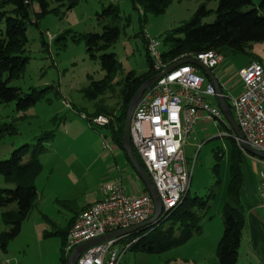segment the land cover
<instances>
[{"label": "rangeland", "instance_id": "1", "mask_svg": "<svg viewBox=\"0 0 264 264\" xmlns=\"http://www.w3.org/2000/svg\"><path fill=\"white\" fill-rule=\"evenodd\" d=\"M46 1L48 9L57 7L59 13L47 12L37 25L32 20L36 19L35 12L42 10V2L30 0L31 20L27 23L26 44L30 60L22 75L11 81L24 91L33 87L45 88L44 95L25 109H19L16 100L0 104V129L4 122L16 126V130L5 128L0 131V160L9 158L12 151L24 143L30 144L28 156L41 141L40 145L44 146L40 153L43 169L35 180L37 201L23 221L20 233L9 241L7 251L0 247V258L8 256L20 264H61L64 236L57 231L69 229L75 210L96 196L94 188L100 182L99 170L103 169L100 164L104 162L95 165L94 160L103 145L111 147L114 141L110 127L93 128L81 112L90 114L99 103L117 104L128 73L134 71L139 75L148 70L146 36L157 37L161 42L160 50L166 51L172 45V41L167 39L170 30L193 19L203 4L210 11L201 16V22H211L216 18L218 7V0H171L165 11H147L144 15L142 9L134 7L132 0ZM73 1L75 3L70 7ZM259 1L253 0L254 5ZM111 3L118 7V11L107 9ZM12 5L10 3L6 7L11 8ZM252 6L245 5L243 9ZM107 24L120 26L119 37L108 47L95 49L97 56H92V50L87 48L80 34L101 32ZM175 33L183 35L182 32ZM105 51L115 52L119 65L111 86L98 91L92 84L106 74L100 58ZM225 52L224 69L231 66L239 69L251 58L264 60V41L252 42L245 53H235L230 48ZM215 71L221 75L220 66ZM90 88L93 93L89 92ZM229 89L233 93L239 92ZM218 123L220 121L213 119L199 121L186 144L189 165L194 161L189 192L207 195L213 191L207 211L215 214L214 217L222 216L219 212L227 196L233 145L231 138L227 137L228 132H221L222 126L218 127ZM50 130L54 132L53 136L39 139ZM217 133L221 135L210 139ZM221 146L225 152L219 158L218 174L215 170L218 162L216 151ZM77 165L89 170L88 178L79 183H75L68 174L70 167ZM6 186H12V183L0 173V188ZM17 207L15 201L7 206L0 203V233L10 228L3 220L2 211L16 210ZM169 222L165 220V224ZM46 231L53 234L45 235ZM194 238L191 242L197 240ZM125 246L126 243L117 242L118 248ZM187 246L181 245L160 254L129 248L124 259L130 264H218L211 247L207 246L203 256H197L194 243Z\"/></svg>", "mask_w": 264, "mask_h": 264}, {"label": "trees", "instance_id": "2", "mask_svg": "<svg viewBox=\"0 0 264 264\" xmlns=\"http://www.w3.org/2000/svg\"><path fill=\"white\" fill-rule=\"evenodd\" d=\"M170 1L132 0L134 7L142 9L144 15L147 11L156 13L165 11ZM41 2L43 8L35 12L36 19L32 20L37 25H39L40 18L47 12L59 13L57 7L48 9L46 0H41ZM10 3L13 4V7L7 8V4ZM74 3L75 1L70 4V7ZM251 4L253 6L249 9H243V6ZM29 5L30 0H0V104L16 100L19 109H25L36 103L43 97L45 91V88L37 89L35 87L29 91H24L20 86L11 83L13 79L22 75L30 60L26 47L28 40L27 23L28 20H31ZM107 9L118 11V7H115L113 3ZM208 11L210 9H207L205 4L201 5L193 19L168 32L167 39L172 41V45L168 50L162 51L164 59L185 52H198L207 49H217L225 55H227L225 52L227 48L232 49L235 53H245L252 42L264 41V0H260L258 5H254L253 0H218L216 18L211 22L202 23L201 16ZM142 14L141 18H143ZM120 31L119 25L107 24L103 31L83 32L80 34V38L85 39L87 48L92 50V56H97L95 49H103L114 43L119 37ZM175 32H182L183 35H176ZM100 58L103 67L106 69V74L104 78L93 81L92 85L98 91H104L111 86L119 61L113 51L101 53ZM147 61L149 67L146 72L139 75H136L134 71L128 73L117 104L99 103L93 114H88V116L98 113L112 115L113 119L107 126L112 128L114 141L123 148L128 104L140 85L147 78L156 74L149 51L147 52ZM200 71L206 75L203 70ZM89 92L93 93L91 88ZM1 126L0 131L5 128L16 130L14 123L4 122ZM227 128L228 131L234 133L232 127L228 125ZM53 133L52 130L46 131L39 139L49 138L53 136ZM228 136L233 142L230 159V181L222 208L224 231L218 242L216 255L218 264H241L239 261V247L246 222V214L241 198L242 163L245 153L235 136L231 134ZM41 143L34 148L30 156H28L30 144L24 143L15 148L9 158L0 160V173L3 174L7 182L12 183V186L0 188V203L2 206H7L15 201L18 205L16 210L2 211L4 222L10 225L8 230L0 233V245L3 250H7L9 241L20 233L23 221L37 201L38 190L35 180L43 169L40 153L44 150V146L40 145ZM134 151L141 165L147 170L135 147ZM216 154L218 162L215 165V170L219 174V158L224 155L223 148H218ZM126 155L129 158L128 154ZM145 189H147L146 185ZM189 191L179 204L167 210L155 222L120 237L118 242L127 243L132 240L133 242L129 248L160 254L183 245L194 235L201 233L203 230L202 218L210 207V198L213 197L214 192L212 191L207 195L197 193L192 195ZM77 215L74 214L71 217L69 229L64 232L57 231V233L61 232L64 236L62 264H68L70 253H66L65 245L69 230ZM165 220H170V222L165 224ZM50 234H53V232H45V235L49 236Z\"/></svg>", "mask_w": 264, "mask_h": 264}, {"label": "built area", "instance_id": "3", "mask_svg": "<svg viewBox=\"0 0 264 264\" xmlns=\"http://www.w3.org/2000/svg\"><path fill=\"white\" fill-rule=\"evenodd\" d=\"M145 38L154 70L165 73L150 89L145 90L135 108L131 137L161 197L162 215L179 204L189 190L194 161L190 166L185 144L194 126L206 118L230 125L218 102L214 82L200 71L202 69L197 64L181 61L197 57L218 77L215 68L226 60V55L217 49H207L164 59L160 40L155 36ZM237 73L241 89L233 93L220 82L223 95L232 108L244 140L264 151V64L253 59L241 66ZM83 116L96 126L107 125L113 119L106 113L90 116L83 113ZM225 132L235 136L244 152H249L235 131ZM260 160L264 162V158ZM260 196V206L264 211V190ZM155 211V201L149 191L134 194L117 179L108 182L103 186V196L78 213L68 233L66 253L90 238L142 223L150 219ZM120 237L89 246L75 264H130L125 261L124 255L133 241H128L120 249L117 247ZM0 264H10V260L2 258Z\"/></svg>", "mask_w": 264, "mask_h": 264}, {"label": "crops", "instance_id": "4", "mask_svg": "<svg viewBox=\"0 0 264 264\" xmlns=\"http://www.w3.org/2000/svg\"><path fill=\"white\" fill-rule=\"evenodd\" d=\"M253 59H257V58H251L249 59L248 62H250ZM225 61L220 65L221 75L220 76L218 75V77L220 78V82L224 85V87L240 90L242 84L237 73L238 69L232 66L231 68L229 67L230 70L224 69L223 65ZM261 61L264 64V60L261 59ZM93 112L90 114H93ZM81 113L83 115V113L86 112L82 111ZM208 120L211 121L212 118H206L201 121H208ZM90 125L93 128L99 127L96 125L93 126L91 122ZM217 126L218 127L222 126L220 127L221 132L229 130L227 128L228 124L224 122L218 123ZM220 135L221 134L217 133L215 136H212L210 139L219 137ZM227 137L229 136L227 135ZM193 139L195 138L193 137ZM186 144H185V153H186ZM103 146L104 148L96 156V161L94 160L95 165L102 161L104 162V164H100L103 167V169L101 168L99 170L100 182H98L99 184L94 188L96 196L94 197L93 195L92 197L93 199L91 201H87L83 203L78 208V210H75L74 214H78V212H80L82 208L88 207L92 203L99 200L103 196V186L106 183L111 182L115 179L119 180L120 183H122L128 191L134 194H139L148 191L147 189H145V185L141 177L133 167L130 158L127 157L126 150L115 141L114 144L111 145V147L109 146L106 147L105 145ZM218 148H222V146ZM84 150L86 149L84 148ZM244 153H245V157L243 158V163H242L243 182L241 186V198L246 214V222L243 228L241 245L239 247V261L241 264H264V211L260 206V202H261L260 192L264 190V176H263L264 162L260 160L261 157L259 158V156L254 155L251 152H247V153L244 152ZM88 171H89L88 168H83V167L79 168L77 165V167L75 168L70 167L68 174L69 177L75 183H79L88 178ZM192 182L193 181L191 178L190 184ZM189 190H190V186H189ZM218 211H220V208ZM219 214H222V211L219 212ZM214 216L215 214L211 213V211L209 212L207 211L202 218V224H203L202 232L197 235H194L191 238V239H195L194 237H196L197 240L195 242H191L192 240L190 239L183 244L184 246L188 245L187 247H190L191 243H194L195 245L194 251L197 252L196 253L197 256H203L207 246L211 247L213 254L216 253L218 242L224 231V220H223V215L222 216L219 215L217 217ZM3 251L6 252L7 250H3ZM3 258L10 260L11 264H20V262H16V259H11L8 256H5Z\"/></svg>", "mask_w": 264, "mask_h": 264}, {"label": "water", "instance_id": "5", "mask_svg": "<svg viewBox=\"0 0 264 264\" xmlns=\"http://www.w3.org/2000/svg\"><path fill=\"white\" fill-rule=\"evenodd\" d=\"M181 62L195 63L208 75V77L214 82V84L216 86V89L218 92V95H217L218 102L220 103V106H221L226 118L228 119L229 124L231 125L233 130L236 132V134L242 139L243 147L247 151L253 153L254 155H257L259 157L264 158V151L259 150L257 148H254L253 146H251L248 142H246L244 140V135L240 129L239 123H238V121H237V119H236V117L232 111L231 106L229 105L227 99L223 95V88H222V85L220 83V80L216 76V74L213 72V70L210 67H208L207 65H205L197 57H187L184 60H182ZM177 64L178 63L174 64L173 66H171L168 69H171L172 67L176 66ZM164 73H165L164 71L159 72V73H156V74L150 76L149 78H147L140 85V87L138 88L136 93L131 98V100L128 104L127 117H126L125 128H124V137H123V146H124V149L126 150L128 156L130 158V161H131L133 167L135 168L137 173L140 175V177H141L142 181L144 182V184L146 185L148 191L151 193V195L154 198L155 207H156L155 214L150 219H148L142 223H139V224H136V225H133L130 227H126V228L113 230V231L101 234L99 236L90 238L88 240H85V241L77 244L73 248V250L71 251V253L69 255L68 264H75L78 257L89 246L100 243V242L107 241V240L115 238V237L127 235V234L132 233V232H134L138 229H141V228H145L146 226L155 222L161 216V213L163 210V203H162L161 197L158 193V190L156 188V185L154 183V180H153L152 176L150 175V173L148 172V170H146L145 167H143L141 165V163L139 162V160L137 159V157L135 155V151H134V147H133V143H132V137H131V122H132V117H133L135 108L137 107L138 103L140 102L141 98L143 97L145 90L150 89L153 86V84Z\"/></svg>", "mask_w": 264, "mask_h": 264}, {"label": "bare ground", "instance_id": "6", "mask_svg": "<svg viewBox=\"0 0 264 264\" xmlns=\"http://www.w3.org/2000/svg\"><path fill=\"white\" fill-rule=\"evenodd\" d=\"M230 126V125H229ZM71 253V252H70Z\"/></svg>", "mask_w": 264, "mask_h": 264}]
</instances>
